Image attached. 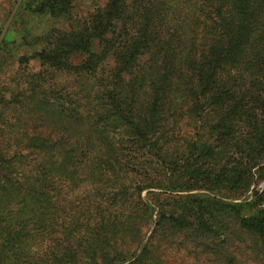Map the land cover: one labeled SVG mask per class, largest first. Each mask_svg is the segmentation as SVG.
I'll return each instance as SVG.
<instances>
[{
	"label": "trees",
	"instance_id": "obj_1",
	"mask_svg": "<svg viewBox=\"0 0 264 264\" xmlns=\"http://www.w3.org/2000/svg\"><path fill=\"white\" fill-rule=\"evenodd\" d=\"M68 3L22 0L19 8L54 20L64 17ZM52 30L42 34L51 45L42 54L49 66L62 70L69 56L83 53L88 58L74 69L81 76L113 61L115 84L105 93L113 121L132 137L109 141L92 122L69 151L75 171L87 168L96 180L108 173L112 180L102 192L92 186L87 199L98 222L85 264H162L156 251L180 234L210 241L221 253L229 225L264 251V189H251L264 180V0H107L83 26ZM139 63L149 71L137 76ZM138 91L147 96L135 107ZM178 96L190 101L185 113L197 124L185 136ZM125 142L136 145V157L125 152ZM131 205L135 249L103 248ZM77 253L65 244L51 263L77 264Z\"/></svg>",
	"mask_w": 264,
	"mask_h": 264
},
{
	"label": "rangeland",
	"instance_id": "obj_2",
	"mask_svg": "<svg viewBox=\"0 0 264 264\" xmlns=\"http://www.w3.org/2000/svg\"><path fill=\"white\" fill-rule=\"evenodd\" d=\"M17 2L0 0V35ZM106 2L70 0L64 17L54 20L20 10L19 4L0 42V264H57L51 260L65 244L78 251L76 258L81 261L77 264H85L88 258L87 245L92 242L98 215L87 199L92 186L102 192L112 180L108 173L96 180L88 177L87 168L75 171L70 163L74 152L69 151L80 137L88 135L92 122L102 125L98 135L109 141L132 137L113 121L117 116L107 101L105 92L115 84L113 61L99 65L97 74L82 71L76 76L79 73L74 69L88 58L81 53L69 56L68 66L59 70L44 61L43 50L51 45H44L42 34L49 28L68 32L83 26ZM9 32L13 36L6 39ZM92 50L98 53L100 47L95 43ZM181 70L188 80L186 68ZM148 71V66L139 63L136 75ZM137 94L132 100L135 107L147 96L143 91ZM189 103L179 96L174 101L176 114H184L177 122L184 136L197 126L194 117L185 113ZM125 144V152L136 157V145ZM173 150L179 154L183 148ZM251 189L262 191L264 180ZM129 210L111 239L100 244L103 248L109 250L118 243L127 246V252L135 249L136 207L131 205ZM227 227L229 236L221 253L210 241L180 234L156 255L162 264H264L261 244L250 236L239 239L234 228ZM224 256L233 262H225Z\"/></svg>",
	"mask_w": 264,
	"mask_h": 264
},
{
	"label": "water",
	"instance_id": "obj_3",
	"mask_svg": "<svg viewBox=\"0 0 264 264\" xmlns=\"http://www.w3.org/2000/svg\"><path fill=\"white\" fill-rule=\"evenodd\" d=\"M21 1H22V0H18L16 6H15V8H14V10L12 11V13H11V15H10L8 21L6 22V24H5V26H4V30L2 31V33H1V35H0V42H1V40L3 39L4 34H5V31H6L8 25H9L11 19H12V16H13V14H14L16 8L18 7V5L20 4Z\"/></svg>",
	"mask_w": 264,
	"mask_h": 264
}]
</instances>
